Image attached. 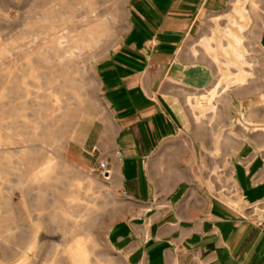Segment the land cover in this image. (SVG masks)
I'll use <instances>...</instances> for the list:
<instances>
[{
    "label": "rangeland",
    "instance_id": "rangeland-1",
    "mask_svg": "<svg viewBox=\"0 0 264 264\" xmlns=\"http://www.w3.org/2000/svg\"><path fill=\"white\" fill-rule=\"evenodd\" d=\"M138 1L0 0V264H128L109 234L142 205L110 175L117 116L102 73L134 27ZM263 2L228 0L183 42L184 62L211 56L205 83L163 82L189 129L210 135L211 155H222L210 159L212 181L233 198L219 178L228 170L223 155L237 146L229 94L254 67L259 95L262 19L254 7ZM168 70L150 67L137 87L159 86Z\"/></svg>",
    "mask_w": 264,
    "mask_h": 264
},
{
    "label": "crops",
    "instance_id": "crops-1",
    "mask_svg": "<svg viewBox=\"0 0 264 264\" xmlns=\"http://www.w3.org/2000/svg\"><path fill=\"white\" fill-rule=\"evenodd\" d=\"M135 4L139 17L102 74L117 116L106 156L110 175L142 206L137 216L112 227L110 240L128 264H264V209L258 206L264 203V69L258 96L254 67L245 69L246 79L229 94L237 146L223 155L228 170L219 178L231 186L233 198L212 181L210 159L222 155H211L210 135L189 129L163 86L168 76L199 84L212 75L205 64L210 55L195 61L202 64L184 62L181 47L201 20L222 13L228 0ZM254 11L262 19L257 43L264 58V5ZM155 66L169 69L160 85L138 88ZM187 87L195 88L194 83Z\"/></svg>",
    "mask_w": 264,
    "mask_h": 264
},
{
    "label": "built area",
    "instance_id": "built-area-1",
    "mask_svg": "<svg viewBox=\"0 0 264 264\" xmlns=\"http://www.w3.org/2000/svg\"><path fill=\"white\" fill-rule=\"evenodd\" d=\"M102 166H104V163H102Z\"/></svg>",
    "mask_w": 264,
    "mask_h": 264
}]
</instances>
